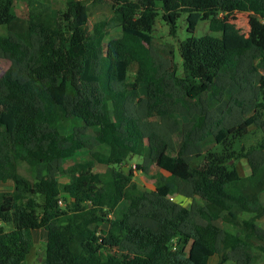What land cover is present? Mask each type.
I'll return each mask as SVG.
<instances>
[{
  "label": "trees",
  "instance_id": "trees-1",
  "mask_svg": "<svg viewBox=\"0 0 264 264\" xmlns=\"http://www.w3.org/2000/svg\"><path fill=\"white\" fill-rule=\"evenodd\" d=\"M85 1L67 0L54 20L21 18L15 0H0L7 29L0 59L8 62L0 76V183L12 184L0 191V264H21L30 233L40 229L42 264H208L215 255L217 264H264L257 262V250L264 254L257 224L264 216V0H108L121 16V35L104 42L105 21L95 24L97 70L86 50ZM159 3L171 35L182 13L189 33L200 20L217 32L228 16L247 14L248 43L190 36L178 45L180 76L173 49L163 54L153 45ZM195 80L211 81L206 95H189ZM64 120L68 134L60 132ZM252 125L261 141L234 151ZM80 151L87 157L60 182V161ZM133 156L145 174L154 164L156 187L133 181ZM240 158L246 176L230 166ZM175 194L190 198L189 206L170 199ZM244 213L251 215L240 220Z\"/></svg>",
  "mask_w": 264,
  "mask_h": 264
},
{
  "label": "rangeland",
  "instance_id": "rangeland-1",
  "mask_svg": "<svg viewBox=\"0 0 264 264\" xmlns=\"http://www.w3.org/2000/svg\"><path fill=\"white\" fill-rule=\"evenodd\" d=\"M66 1L67 0H32V2H28L24 0H15L14 12L17 14V16L21 18H27L28 14H30L33 15V17L37 16L38 18L53 16L54 20H57L58 14L62 13L66 8ZM84 3L87 5L88 8V21L87 24L84 26V30L87 36L86 50L87 54L94 59L93 67L94 70H97L102 59V48L95 44L94 40L92 39V35L94 34V26L100 21H105V25L103 28L104 42L108 39L117 38L121 35V16L113 9L108 0H86ZM157 12L158 14L155 18L154 30L152 33L153 45L163 54L169 49H173L175 61L177 63V73L180 76L183 74V72L181 67V58L178 52V45L186 38L190 36L200 37L203 35L210 34L222 38L225 46L227 47H243L247 45L249 40V18L247 14L236 13L228 16L225 19L223 29L217 32H211L209 30V22L207 20H200L198 21L194 32L189 33L187 31L186 22L187 14L182 13L176 21V33L174 35H171L169 33L168 25L161 18L162 12L160 9V3L158 4ZM6 34V26L0 24V35ZM7 65V60L0 59V76L5 71ZM135 70V63H131L127 73L128 80H133ZM210 82V80H195L189 90V95L193 98L206 95ZM140 93L141 95H144L143 86L140 87ZM179 117L182 122L186 121L187 119L185 114H180ZM157 119L162 123H166V120L163 117H158ZM95 130V127H90L88 131L89 133H93ZM71 131V121L64 120L61 124L60 132L62 134H68ZM262 137L263 132L252 125L249 127L248 134L244 138L235 140L232 149L236 152H238L241 148L246 149L251 145L258 144L261 141ZM207 148H211V146H208ZM212 149L214 151H219L221 150V146L215 145L212 146ZM86 157L87 152L80 151L74 157L73 160L64 162L60 161L61 169L57 175L59 181L67 182L69 180V175L67 174L66 169L70 166L72 162L84 160ZM139 161H141V159H139V157L134 156L127 163V165L133 172V181L140 187L146 189H153L158 185V180L156 178L157 169L155 168L154 164L151 163L147 174L138 171L135 168V164ZM230 163V166L234 167V169H236L241 176L249 174L250 170L246 159L240 158L233 161V163L232 161H230ZM105 169V165L97 164L93 170L103 175ZM10 184L11 183L2 185L3 189H8L6 188V186H10ZM173 198L175 202L181 203L182 205L187 207L189 206L191 201L190 198L181 196L179 194H175ZM261 200L264 203V192L261 194ZM250 215V213L241 214L240 220ZM198 222L203 223L202 220H198ZM215 223L218 226L227 229L231 232L237 231V228L235 226L221 219H218ZM257 224L264 229V216L257 219ZM102 227L105 229L107 228V225L103 224ZM40 231L46 234V231L43 229H40L38 231L35 230L34 232L30 233V237L32 239V247L29 253L26 255L25 260L21 264H42L45 251L46 236L43 234L40 235ZM257 253L259 257L257 262L260 263L264 261V254L259 252L258 250ZM217 262L218 257L215 255L209 259L208 264H217ZM223 264H234V262L226 261Z\"/></svg>",
  "mask_w": 264,
  "mask_h": 264
},
{
  "label": "crops",
  "instance_id": "crops-1",
  "mask_svg": "<svg viewBox=\"0 0 264 264\" xmlns=\"http://www.w3.org/2000/svg\"><path fill=\"white\" fill-rule=\"evenodd\" d=\"M134 157V156H133ZM136 157H138V156H136ZM132 158V157H131ZM139 159H141L140 157H139ZM140 162V161H139ZM139 162H137V163H139ZM164 174L165 175H167L165 172H164ZM246 176V175H245ZM7 183H10V182H7ZM7 183H0V191H5V190H11L12 189V184H10V186H6V188H8V189H3V186L2 185H5V184H7ZM35 231V230H34ZM34 231H32V232H34ZM36 231H38V230H36ZM41 232V231H40ZM45 235L46 236V234L44 233V232H41V234L40 235Z\"/></svg>",
  "mask_w": 264,
  "mask_h": 264
},
{
  "label": "water",
  "instance_id": "water-1",
  "mask_svg": "<svg viewBox=\"0 0 264 264\" xmlns=\"http://www.w3.org/2000/svg\"><path fill=\"white\" fill-rule=\"evenodd\" d=\"M127 168L126 167H124V170H126Z\"/></svg>",
  "mask_w": 264,
  "mask_h": 264
},
{
  "label": "built area",
  "instance_id": "built-area-1",
  "mask_svg": "<svg viewBox=\"0 0 264 264\" xmlns=\"http://www.w3.org/2000/svg\"><path fill=\"white\" fill-rule=\"evenodd\" d=\"M170 199H173V197H170Z\"/></svg>",
  "mask_w": 264,
  "mask_h": 264
}]
</instances>
